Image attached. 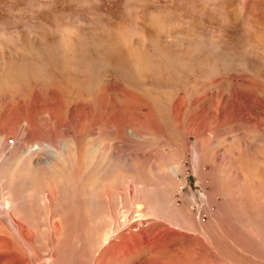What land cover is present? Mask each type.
<instances>
[{
	"label": "rangeland",
	"instance_id": "374dc122",
	"mask_svg": "<svg viewBox=\"0 0 264 264\" xmlns=\"http://www.w3.org/2000/svg\"><path fill=\"white\" fill-rule=\"evenodd\" d=\"M0 264H264V0H0Z\"/></svg>",
	"mask_w": 264,
	"mask_h": 264
},
{
	"label": "bare ground",
	"instance_id": "6f19581e",
	"mask_svg": "<svg viewBox=\"0 0 264 264\" xmlns=\"http://www.w3.org/2000/svg\"><path fill=\"white\" fill-rule=\"evenodd\" d=\"M1 82V81H0ZM1 84V83H0Z\"/></svg>",
	"mask_w": 264,
	"mask_h": 264
}]
</instances>
